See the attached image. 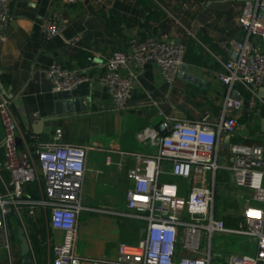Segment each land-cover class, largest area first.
<instances>
[{
    "label": "crops",
    "instance_id": "0c3cea01",
    "mask_svg": "<svg viewBox=\"0 0 264 264\" xmlns=\"http://www.w3.org/2000/svg\"><path fill=\"white\" fill-rule=\"evenodd\" d=\"M246 1L28 0L12 6L13 20L0 45V82L23 135L20 146L35 156L37 145L31 136L40 143H50L61 129L62 143L92 147L83 181L85 209L78 220L77 255L114 259L119 244L130 234L137 232L140 239L143 236V222L126 215V193L131 186L127 172L136 165L138 156L153 152L138 138V132L151 126L160 130L165 118L219 120L225 93L218 78L224 72L221 62L243 39L238 16ZM55 10L66 27L49 38L40 22ZM162 34L186 45L182 72L171 84L153 62L147 63L134 84L128 107L114 108L109 89L100 80L102 70L87 69V57L93 52L108 55L126 48L131 38ZM255 43L264 51V42ZM55 62L82 70L90 79L70 91L54 93L47 71ZM258 95L255 108L245 106L234 113L239 127L220 144L221 157L228 156L232 142L264 146V84ZM74 99H85L86 109L57 114L58 103ZM40 119H45L43 129L35 134L31 125ZM2 139L0 125V143ZM253 203L250 189L238 187L226 171L217 173L214 207L227 227H236L244 208ZM33 212L24 208L19 217L31 246V259L34 257L33 264L39 260L31 240L35 231L41 237V258L51 264L52 246L61 240L62 232L51 228L44 209ZM234 236H217L215 248L222 257L233 252L254 253L255 242L250 239V246L230 248ZM16 238L20 242L18 235Z\"/></svg>",
    "mask_w": 264,
    "mask_h": 264
},
{
    "label": "built area",
    "instance_id": "2783aa9c",
    "mask_svg": "<svg viewBox=\"0 0 264 264\" xmlns=\"http://www.w3.org/2000/svg\"><path fill=\"white\" fill-rule=\"evenodd\" d=\"M18 1L28 0H0V45L13 20L11 8ZM238 24L243 39L221 62L224 72L218 77L225 87L219 120L165 118L160 130L151 126L138 132L153 152L138 156L127 172L131 186L126 193V215L143 222L145 231L136 244L120 243L114 259L83 258L75 251L78 220L85 209L87 155L92 147L62 143L61 129H57L50 143L31 136L37 145L33 156L20 146L23 135L0 86V250L7 253L10 264L24 208L31 214L35 208L44 209L51 228L62 232L61 240L52 246L51 264H264V146L232 142L228 156H220V144L239 127L234 113L245 106L255 108L264 84V51L255 43L264 42V0H247ZM40 27L52 38L63 32L66 23L55 10L42 19ZM186 51L184 42L166 34L131 38L126 48L108 55L89 54L87 69L102 70L100 80L109 89L113 107L124 110L147 63L153 62L173 84L184 68ZM47 77L54 93L70 91L90 79L82 70L59 62L50 67ZM219 171L228 172L238 187L252 192L254 203L244 208L236 227H227L215 212ZM29 185L37 188L38 198L27 192ZM220 235L253 240L255 251L222 257L214 247V238Z\"/></svg>",
    "mask_w": 264,
    "mask_h": 264
},
{
    "label": "water",
    "instance_id": "95a60500",
    "mask_svg": "<svg viewBox=\"0 0 264 264\" xmlns=\"http://www.w3.org/2000/svg\"><path fill=\"white\" fill-rule=\"evenodd\" d=\"M0 86L2 88V84L0 82ZM3 94L5 95L6 92L3 90ZM264 96V95H263ZM57 114H61L63 112L70 113L73 111L80 112L81 109H86V100L85 99H74V100H65L63 102H60V104H57ZM62 107V108H61ZM45 119H40L38 121H35L32 123L31 128L35 134H40L43 129ZM262 126L261 130L264 132V119L261 120ZM230 137H228L229 139ZM145 231V228L142 229V235ZM17 235L20 239L21 245V257L23 258L24 263L33 264V260L31 259L30 253H31V246L30 243L26 237V232L23 226L18 225L17 226Z\"/></svg>",
    "mask_w": 264,
    "mask_h": 264
},
{
    "label": "rangeland",
    "instance_id": "374dc122",
    "mask_svg": "<svg viewBox=\"0 0 264 264\" xmlns=\"http://www.w3.org/2000/svg\"><path fill=\"white\" fill-rule=\"evenodd\" d=\"M210 16V14H208ZM184 207V201L180 200V209L183 210ZM233 238V243L232 245H230L232 249H239L242 245H248L250 246V242L248 240V238L244 237V236H238L235 235ZM140 240L138 233L134 232L133 234H130L129 237L123 241L125 243L128 244H136L138 243V241ZM13 261L12 264H22L20 257H19V249H20V245L21 243L19 241H17L16 239H13ZM217 241V237L214 238V247H215V243ZM250 252V251H249ZM250 254H252V252H250ZM34 261V257L32 258ZM0 264H10L7 253L4 250H0Z\"/></svg>",
    "mask_w": 264,
    "mask_h": 264
},
{
    "label": "trees",
    "instance_id": "16d2710c",
    "mask_svg": "<svg viewBox=\"0 0 264 264\" xmlns=\"http://www.w3.org/2000/svg\"><path fill=\"white\" fill-rule=\"evenodd\" d=\"M27 192L34 199L39 197L38 196V190L33 185H29L27 187ZM227 223H229V221H227ZM31 240H32L33 245H34L33 249H34L35 255L37 257H39V260L37 261V264H45L44 259L41 258L42 255H43L42 247L40 245L41 237L38 236V233L33 231V232H31Z\"/></svg>",
    "mask_w": 264,
    "mask_h": 264
},
{
    "label": "flooded vegetation",
    "instance_id": "af4514ba",
    "mask_svg": "<svg viewBox=\"0 0 264 264\" xmlns=\"http://www.w3.org/2000/svg\"><path fill=\"white\" fill-rule=\"evenodd\" d=\"M20 259H21V261L23 262V258L21 257Z\"/></svg>",
    "mask_w": 264,
    "mask_h": 264
}]
</instances>
